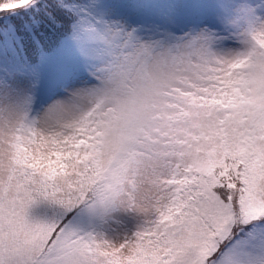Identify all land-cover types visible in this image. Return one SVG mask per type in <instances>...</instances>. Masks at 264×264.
<instances>
[{"label": "snow or ice", "instance_id": "1", "mask_svg": "<svg viewBox=\"0 0 264 264\" xmlns=\"http://www.w3.org/2000/svg\"><path fill=\"white\" fill-rule=\"evenodd\" d=\"M0 264H264V0H0Z\"/></svg>", "mask_w": 264, "mask_h": 264}]
</instances>
